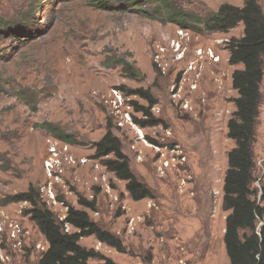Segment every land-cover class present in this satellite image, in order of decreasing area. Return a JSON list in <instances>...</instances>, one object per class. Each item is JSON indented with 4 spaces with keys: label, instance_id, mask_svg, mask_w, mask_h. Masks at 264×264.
Returning a JSON list of instances; mask_svg holds the SVG:
<instances>
[{
    "label": "rangeland",
    "instance_id": "rangeland-1",
    "mask_svg": "<svg viewBox=\"0 0 264 264\" xmlns=\"http://www.w3.org/2000/svg\"><path fill=\"white\" fill-rule=\"evenodd\" d=\"M99 1L0 0V264H39L48 248L25 214L28 203L3 204L30 186L44 203L43 188H51L58 202L51 209L59 220L66 206L86 210L78 204L80 196L96 200L97 211L87 210L92 221L116 236L122 251L95 236L80 244L116 264H230L222 200L227 154L234 147L227 127L237 97L232 73L240 66L230 64L227 41L241 37L243 25L229 33H204L192 19L207 18L223 4L242 7L245 0H114L107 10L97 7ZM259 3L264 8V0ZM185 16L189 53L178 65L168 54L164 70L155 62L156 50L181 28L168 18ZM197 48L213 49L221 62L204 61L203 70L184 75ZM122 62L141 75L130 77ZM179 78L186 80L189 109L171 97ZM113 88L123 90L131 105H147L134 95L139 89L157 100L153 116L159 123L143 128L148 145L133 148L135 132L117 127L109 103ZM261 92L253 189L264 205V80ZM134 116L144 118L135 108ZM109 122L151 198L134 201L126 182L96 157L95 143ZM50 138L70 145L73 158L62 160L59 181L45 169ZM83 159L88 163L81 165Z\"/></svg>",
    "mask_w": 264,
    "mask_h": 264
},
{
    "label": "trees",
    "instance_id": "trees-1",
    "mask_svg": "<svg viewBox=\"0 0 264 264\" xmlns=\"http://www.w3.org/2000/svg\"><path fill=\"white\" fill-rule=\"evenodd\" d=\"M113 1L100 0L97 7L110 9ZM187 18L189 17L168 19L179 27L188 28L190 25ZM192 21L200 26L198 31L204 33H229L240 24L243 25L242 36L231 38L227 43L230 64L240 68L232 73V87L237 92V97L233 100L235 112L227 126L228 138L234 142V147L227 154V170L223 181L222 206L228 213L225 219L224 245L230 264H264V205L256 201L253 189L256 171L255 144L264 80V8L259 0H245L242 7L223 4L207 18ZM122 64L130 77L141 75L129 63ZM133 93L147 103L143 106L138 102H131L144 116L142 119L134 116V121L142 128L158 125L159 120L151 112L157 100L151 92L139 89ZM53 134L66 142H72L69 137L55 131ZM95 148L96 157L101 159L108 171L126 182L127 191L134 201L152 197L151 190L132 171L130 160L123 151L122 141L112 131L111 122L105 135L95 143ZM261 199L264 201V186L261 189ZM23 202L30 205L25 214L35 223L48 243L39 264H93V260L101 261L97 264H116L99 252L80 244L83 238L95 236L101 243L122 251L120 240L92 221L87 210L97 211L96 200L80 196L78 204L86 210L69 206L64 221H60L47 207L39 191L33 186L26 192L8 197L3 204ZM66 225L74 231H67Z\"/></svg>",
    "mask_w": 264,
    "mask_h": 264
},
{
    "label": "built area",
    "instance_id": "built-area-1",
    "mask_svg": "<svg viewBox=\"0 0 264 264\" xmlns=\"http://www.w3.org/2000/svg\"><path fill=\"white\" fill-rule=\"evenodd\" d=\"M190 35H191L190 32L186 28L181 27L180 29H178L177 36L175 38H168L167 44L165 46L160 45L157 48L155 54V62H157L159 67L163 68L164 70L169 69L170 64L165 59L168 54H171L173 64L178 65L182 63V61L186 58V55L189 53V48H190L189 42L191 40ZM222 43L223 41H221L219 45H221ZM193 54H194V59L188 62L186 69L184 70L183 73L184 75L186 74L190 75L191 71H194L192 72V74L194 75V73L197 71L198 68H199L198 70L201 69L203 70L204 61H209L214 64H219L221 62L220 55H217L211 48H205V49L197 48L195 49V52ZM184 79L185 78H182V80L180 81L179 78L173 84V87L171 89V97L174 101L175 100L178 101L177 104H180L184 109H189L191 105V100L187 98V96L184 94L185 88L182 87L186 85V80ZM193 81L194 79L192 80V82ZM194 83L190 84L191 91H194L196 89ZM109 103L113 108V114H114L113 116L115 118L117 127L121 130L128 128L129 130L135 132V145L133 146V148H137L136 145L142 143L148 145L147 138L144 135L143 128L140 125H138L133 119L134 106L129 103V97L124 93V91L119 88H113L110 92ZM157 111H159L158 107L154 106L152 108V113L153 112L157 113ZM48 143H49L48 157L45 160L46 173L51 180L59 181L61 178L58 175V172H61L62 170L61 169L62 160H64L67 163L73 162V158L70 157L67 153L70 148V145L55 138H50ZM88 161H89L88 159H83L81 160L80 164L85 165L88 163ZM96 168H98V166H96ZM104 168L107 170L105 166ZM43 192L45 193V196L48 198L45 204L49 209H51L53 205L58 206L57 199L55 197V194L52 192L51 188L44 187ZM59 205L64 206V203H60ZM65 209L68 212L69 206H66ZM66 216L67 213L60 220L64 221Z\"/></svg>",
    "mask_w": 264,
    "mask_h": 264
},
{
    "label": "water",
    "instance_id": "water-1",
    "mask_svg": "<svg viewBox=\"0 0 264 264\" xmlns=\"http://www.w3.org/2000/svg\"><path fill=\"white\" fill-rule=\"evenodd\" d=\"M117 1H125V0H117Z\"/></svg>",
    "mask_w": 264,
    "mask_h": 264
}]
</instances>
